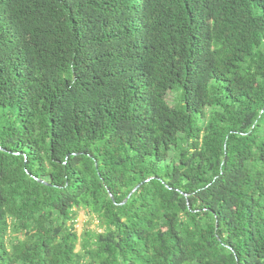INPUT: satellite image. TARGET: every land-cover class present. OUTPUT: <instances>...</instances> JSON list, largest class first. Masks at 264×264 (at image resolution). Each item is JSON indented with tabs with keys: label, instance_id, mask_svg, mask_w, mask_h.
Segmentation results:
<instances>
[{
	"label": "trees",
	"instance_id": "1",
	"mask_svg": "<svg viewBox=\"0 0 264 264\" xmlns=\"http://www.w3.org/2000/svg\"><path fill=\"white\" fill-rule=\"evenodd\" d=\"M0 264H264V0H0Z\"/></svg>",
	"mask_w": 264,
	"mask_h": 264
},
{
	"label": "rangeland",
	"instance_id": "2",
	"mask_svg": "<svg viewBox=\"0 0 264 264\" xmlns=\"http://www.w3.org/2000/svg\"><path fill=\"white\" fill-rule=\"evenodd\" d=\"M173 95L169 96L172 98ZM75 228L78 235H81L85 229L95 230L99 228V221L92 214L86 212V210H79L78 215L74 219ZM80 248V244H77L76 249Z\"/></svg>",
	"mask_w": 264,
	"mask_h": 264
},
{
	"label": "water",
	"instance_id": "3",
	"mask_svg": "<svg viewBox=\"0 0 264 264\" xmlns=\"http://www.w3.org/2000/svg\"><path fill=\"white\" fill-rule=\"evenodd\" d=\"M139 187V185H137L131 192H130V194L128 195V197L137 189ZM127 197V198H128Z\"/></svg>",
	"mask_w": 264,
	"mask_h": 264
}]
</instances>
